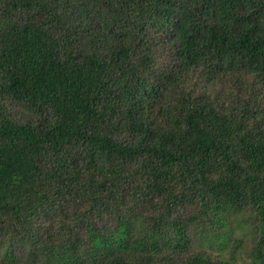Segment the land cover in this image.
Returning a JSON list of instances; mask_svg holds the SVG:
<instances>
[{
    "label": "trees",
    "instance_id": "trees-1",
    "mask_svg": "<svg viewBox=\"0 0 264 264\" xmlns=\"http://www.w3.org/2000/svg\"><path fill=\"white\" fill-rule=\"evenodd\" d=\"M0 264H264V0H0Z\"/></svg>",
    "mask_w": 264,
    "mask_h": 264
},
{
    "label": "rangeland",
    "instance_id": "rangeland-1",
    "mask_svg": "<svg viewBox=\"0 0 264 264\" xmlns=\"http://www.w3.org/2000/svg\"><path fill=\"white\" fill-rule=\"evenodd\" d=\"M221 245H222V241H221V243H218V244L215 245V250H214V252H215L217 255H220V254H221V248H220Z\"/></svg>",
    "mask_w": 264,
    "mask_h": 264
}]
</instances>
